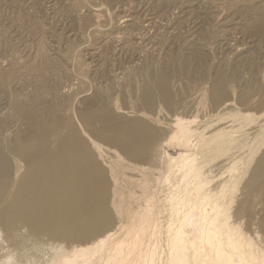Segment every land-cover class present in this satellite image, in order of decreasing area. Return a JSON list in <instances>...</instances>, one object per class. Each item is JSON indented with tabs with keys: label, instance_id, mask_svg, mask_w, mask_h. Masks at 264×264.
<instances>
[{
	"label": "bare ground",
	"instance_id": "1",
	"mask_svg": "<svg viewBox=\"0 0 264 264\" xmlns=\"http://www.w3.org/2000/svg\"><path fill=\"white\" fill-rule=\"evenodd\" d=\"M232 92L215 80L211 103ZM181 96L159 71L123 105L33 118L0 156V264H264V123L251 135L253 113L204 122Z\"/></svg>",
	"mask_w": 264,
	"mask_h": 264
},
{
	"label": "rangeland",
	"instance_id": "2",
	"mask_svg": "<svg viewBox=\"0 0 264 264\" xmlns=\"http://www.w3.org/2000/svg\"><path fill=\"white\" fill-rule=\"evenodd\" d=\"M159 71L188 104L184 115L235 125L218 116L253 113V135L264 123V0H0V156L56 105L66 115L120 106L132 85ZM221 77L234 92L212 104L209 89ZM253 203L259 222L263 205Z\"/></svg>",
	"mask_w": 264,
	"mask_h": 264
}]
</instances>
